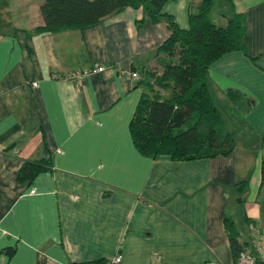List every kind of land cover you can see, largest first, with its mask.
I'll list each match as a JSON object with an SVG mask.
<instances>
[{"label":"crops","instance_id":"crops-1","mask_svg":"<svg viewBox=\"0 0 264 264\" xmlns=\"http://www.w3.org/2000/svg\"><path fill=\"white\" fill-rule=\"evenodd\" d=\"M199 2L163 11L187 28ZM42 3L0 0V264H234L227 222L264 264V0H231L213 17L240 15L246 27V53L207 74L234 148L187 161L141 154L129 127L166 22L126 7L38 32ZM42 159L49 168L18 180L25 161Z\"/></svg>","mask_w":264,"mask_h":264},{"label":"trees","instance_id":"trees-1","mask_svg":"<svg viewBox=\"0 0 264 264\" xmlns=\"http://www.w3.org/2000/svg\"><path fill=\"white\" fill-rule=\"evenodd\" d=\"M167 1L43 0L40 7L43 24L35 30L54 32L87 27L126 7H142L152 22L165 21L169 35L154 56L161 66L151 70L146 67L139 79L143 91L129 125L133 143L143 155H168L175 161L228 155L234 148L233 137L225 131L221 114L211 98L207 74L209 67L224 54L236 50L246 53L243 17L235 15L225 24H217L211 15L216 0H200L197 11L188 14V27L180 28L163 11ZM228 92L232 97H241L237 90ZM47 168V160H27L17 178L31 180ZM262 173L264 179V161ZM227 230L235 257L243 246L231 222H227Z\"/></svg>","mask_w":264,"mask_h":264},{"label":"built area","instance_id":"built-area-1","mask_svg":"<svg viewBox=\"0 0 264 264\" xmlns=\"http://www.w3.org/2000/svg\"><path fill=\"white\" fill-rule=\"evenodd\" d=\"M103 69H104L103 66L96 67L97 72H101ZM79 74L84 76V75H88L89 72L83 71V72H80ZM131 75L135 78L138 76L136 72H132ZM31 85L35 87L37 83L33 82ZM262 244L263 242L258 244V247L260 248ZM120 261H121V255H116L110 260L106 261V264H119ZM234 264H261V263H260L259 257L251 249L243 247L241 250L237 252L234 258Z\"/></svg>","mask_w":264,"mask_h":264},{"label":"rangeland","instance_id":"rangeland-1","mask_svg":"<svg viewBox=\"0 0 264 264\" xmlns=\"http://www.w3.org/2000/svg\"><path fill=\"white\" fill-rule=\"evenodd\" d=\"M194 3V1L192 2V4ZM228 6H229V1H227V0H216L215 2H214V4H213V9H212V19H213V17H214V19H216V20H218V17H217V12H219L220 11V9H228ZM222 7H224V8H222ZM194 12L195 11H197V9H194L193 10ZM156 62L155 61H153L151 64H149V66H147L150 70H151V68L152 67H155V68H157V67H159V66H161V64L159 63V62H157L156 64H155ZM220 105V104H219ZM224 112H222L223 113V115H226L227 114V111L226 110H223ZM224 126V129H225V131H227L228 132V130L225 128V125H223Z\"/></svg>","mask_w":264,"mask_h":264}]
</instances>
